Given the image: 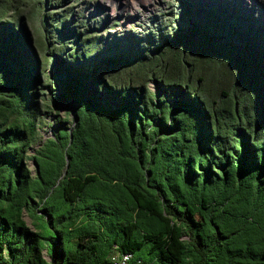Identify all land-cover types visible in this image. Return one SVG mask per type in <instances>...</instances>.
Wrapping results in <instances>:
<instances>
[{
    "label": "trees",
    "instance_id": "16d2710c",
    "mask_svg": "<svg viewBox=\"0 0 264 264\" xmlns=\"http://www.w3.org/2000/svg\"><path fill=\"white\" fill-rule=\"evenodd\" d=\"M8 4L0 0V264H105L115 252L264 264V37L249 38L252 23L184 9L164 41L121 52L50 49L39 31L41 64L21 18L1 22ZM55 51L67 60L50 75ZM93 54L105 70L87 64ZM91 76L114 105L87 96ZM151 78L169 96L149 91ZM60 85L74 117L57 116L31 153Z\"/></svg>",
    "mask_w": 264,
    "mask_h": 264
},
{
    "label": "rangeland",
    "instance_id": "374dc122",
    "mask_svg": "<svg viewBox=\"0 0 264 264\" xmlns=\"http://www.w3.org/2000/svg\"><path fill=\"white\" fill-rule=\"evenodd\" d=\"M8 6L9 12L1 22L6 24L13 22L15 18H21L22 26L28 35L29 49L32 54L37 55L41 64H44L46 53L38 46L39 31L44 40L49 41L50 49L65 45L70 50H138L144 46L154 47V44L164 41L166 30L172 28L171 25L176 19L181 20L180 14L184 9L194 11L197 20L204 16L208 21H212L213 13L239 14L246 17V22L248 19L252 23L250 39L255 36L264 37L261 35L264 33V0H9ZM45 18L48 22L42 24ZM59 22L61 26H58ZM57 26L59 33H55ZM16 30L20 32L19 28ZM4 34L9 36V27L4 28ZM63 53L55 51L54 57L48 56L51 60L47 66V74L53 75L60 60H67ZM87 64H99L98 66L105 70L107 59L93 54ZM82 70L86 74L91 72L87 66ZM39 77L40 82L37 85L43 87V73H40ZM95 79L91 76L86 81L87 96L94 97L101 103L111 102L114 105L115 101L108 91L99 90L95 85ZM147 85L149 91L160 93L161 96L170 94V90L163 87L158 79L151 78ZM61 90L60 85L54 91L55 99L60 98L57 99L58 108L49 112L39 126V141L31 147V153L41 141L52 135L57 125L54 122L57 116L63 119L67 117L69 120L74 117V103L70 98L63 99ZM40 91H43L45 96L50 93L46 87ZM36 99L42 102V94ZM28 163L35 169L32 160H28ZM24 218L33 228L31 219L26 214ZM43 255L48 260L51 259L46 249L43 250Z\"/></svg>",
    "mask_w": 264,
    "mask_h": 264
},
{
    "label": "built area",
    "instance_id": "2783aa9c",
    "mask_svg": "<svg viewBox=\"0 0 264 264\" xmlns=\"http://www.w3.org/2000/svg\"><path fill=\"white\" fill-rule=\"evenodd\" d=\"M76 264H82V263H76ZM105 264H160V263L156 261L145 263L141 259L135 258L132 253L115 252L110 256L108 262Z\"/></svg>",
    "mask_w": 264,
    "mask_h": 264
}]
</instances>
